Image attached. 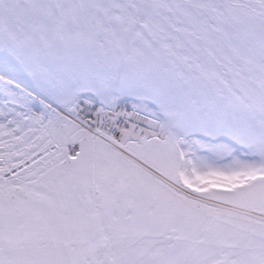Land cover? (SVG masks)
<instances>
[{"label":"snow or ice","instance_id":"snow-or-ice-1","mask_svg":"<svg viewBox=\"0 0 264 264\" xmlns=\"http://www.w3.org/2000/svg\"><path fill=\"white\" fill-rule=\"evenodd\" d=\"M0 264H264V0H0Z\"/></svg>","mask_w":264,"mask_h":264}]
</instances>
